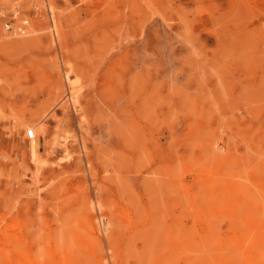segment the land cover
Masks as SVG:
<instances>
[{
    "label": "rangeland",
    "instance_id": "rangeland-1",
    "mask_svg": "<svg viewBox=\"0 0 264 264\" xmlns=\"http://www.w3.org/2000/svg\"><path fill=\"white\" fill-rule=\"evenodd\" d=\"M6 1L0 264H264V0Z\"/></svg>",
    "mask_w": 264,
    "mask_h": 264
},
{
    "label": "bare ground",
    "instance_id": "bare-ground-1",
    "mask_svg": "<svg viewBox=\"0 0 264 264\" xmlns=\"http://www.w3.org/2000/svg\"><path fill=\"white\" fill-rule=\"evenodd\" d=\"M4 4H6L8 7L12 8V9H16V8H18V7L20 6V4H19L18 2H16L15 0H9V1H6V2H4ZM34 7H35V6H34ZM48 9L51 11L52 14H54V9H55V8H53V7L51 6V7H49ZM34 10H35V9H34ZM15 12H16V10H15ZM37 17H38V16H37ZM26 21H27V20H26ZM52 24H53V27H52L53 31H56L58 26H57V22H54V17H53V23H52ZM27 27H28V26H27ZM21 31H22V33H21L20 35H24V34H25L26 36H25V37H22L21 41H20V40H19V41H13V44H15V45H19L20 43L26 41V39L31 38V37L36 33V30L34 29L33 26L30 27V29L28 30V32H27V31L25 32L24 29H21ZM18 35H19V34H18ZM57 37H58V36H57ZM35 39H36V38H35ZM26 43H27V42H26ZM27 46H28V45H27ZM17 48H18V47H17ZM69 57H70V56H69ZM67 78H68V77H67ZM68 80H69V79H68ZM69 81H70V80H69ZM71 99H72V100H76L75 103H76V105L78 104V99H77L76 96H74V97L71 98ZM75 103H74V105H75ZM74 105H73V106H74ZM76 105H75V106H76ZM75 106H74V107H75ZM20 118H21V117H20ZM22 120H23V119H22ZM16 123H17V122H16ZM15 125H16V124H15ZM128 125H129V124H128ZM17 126H18V125H17ZM17 126H16V129H17ZM21 126L27 128V133L30 132V131H35V133H36V138L33 139V140L31 141V143H30V151H31V153H32V156H33V158H34V161L37 162V161L39 160V151H40V146H41V142H40V141H41V136H42V135H47V134H48V129L45 128V127L39 129V128L35 127V126L28 125V123H27L26 121H23V122L21 123ZM18 128H19V127H18ZM131 128H132V127H131ZM131 128H130V129H131ZM121 129H122V128H121ZM121 129H120V130H121ZM120 130H118V133H119V132H120V133L122 132V131H120ZM15 132H16V131H15ZM20 132H22V131H20ZM128 132H129V131H128ZM123 133H124V132H123ZM130 133H131V132H130ZM11 134H12V133H11ZM18 134H19V133H18ZM125 134H126V133H125ZM20 135H21V134H20ZM127 137H129V136H127ZM127 137H126V138H127ZM128 139H129V138H128ZM128 139H127V141H128ZM66 143H67V142H66ZM48 144H49V143H48ZM50 147H51V146H50ZM51 149H52V148H51ZM119 153H120V152H119ZM32 162H33V161H32ZM33 163H34V162H33ZM34 164H36V163H34ZM37 167H38V166H37ZM176 178H177V177H176ZM52 183H53V182H52ZM166 184H167V183H166ZM182 185H183V184H182ZM166 186H168V185H166ZM166 186H164V187H166ZM168 187H169V186H168ZM170 188H172V187H170ZM170 188H168V189H170ZM181 188H182V186H181ZM166 189H167V187H166ZM162 190H163V189H162ZM174 190H175V189L172 190V193L176 191V190H175V191H174ZM169 191H170V190H168L167 192H169ZM170 192H171V191H170ZM170 192H169L168 194H169L170 196H173ZM168 194H167V196H168ZM200 195H201V194H200ZM200 195H199V198H201ZM205 195H207V194H205ZM184 196H185V195H184ZM187 196H188V195H187ZM187 196H186V197H187ZM207 196H208V195H207ZM178 197H180V196H178ZM186 197H185V198H186ZM250 197H251V196H250ZM174 198H175V197H174ZM188 198H189V197L186 198L187 200H184V199H183V201H185V203H186V201L189 200ZM204 198H205V197H203V195H202V200H203V201H204ZM223 198H224V200H226L225 197H223ZM233 198H234V197H233ZM179 199H180V198H179ZM215 199H216V198H215ZM230 199H231V198H230ZM163 200H164V199H163ZM174 200H175V199H174ZM197 200H199V199H197ZM208 200H209V199H208ZM224 200H222V201H224ZM233 200H234V199H233ZM251 200H252V198H251ZM253 200H254V199H253ZM256 201H257V200H256ZM160 202H161V200H160ZM160 202L158 201L157 203L159 204ZM207 202H208V201H207ZM217 202H218V201H217ZM253 202H254V201H253ZM86 203H87V202H86ZM86 203H85V204H86ZM161 203H163V202H161ZM164 203H165V201H164ZM187 203H188V202H187ZM200 203H201V201H200ZM209 203H210V202H209ZM158 204H156V205H158ZM165 204H167V203H165ZM204 204H205V203H204ZM207 204H208V203H207ZM223 204H224V203H223ZM156 205H155V207H157ZM160 205H161V204H160ZM163 205H164V204H163ZM202 205H203V202H202V204H200L199 206L202 207ZM241 205H242V204H241ZM245 205H246V204H245ZM245 205H243V206H245ZM84 206H85V205H84ZM84 206H83V207H84ZM153 206H154V205L149 206V207H152V208H153ZM158 206H159V205H158ZM186 207H187V206H186ZM77 208L79 209V207H77ZM80 208H81V207H80ZM184 208H185V207H184ZM203 208H204V207H203ZM256 208H257V207H256ZM153 209H154V208H153ZM156 209H157V208H156ZM159 209H161V207H160ZM164 209H165V208H164ZM166 209L168 210L167 207H166ZM87 210H88V208H87ZM90 210H91V209H90ZM197 210H198V209H197ZM76 211H78V210H76ZM164 212H165V211H164ZM164 212H163V216L161 215V219H160V220H159L160 217H159V218L157 217V218H158L157 220H158L159 222H158V221H156V222H158V224H159V223H160V224H159V225H158L157 223H156V224H157V226H159V227H161V226L163 227V224L161 225L162 222H160V221L162 220V217H164ZM208 212H209V211H208ZM142 213H143V211H142ZM184 213L186 214V208H185V212H184ZM196 213H197V211H196ZM165 214H166V212H165ZM167 214H168V213H167ZM240 214H241V212H240ZM261 214H262V213H261ZM259 216H260V215H259ZM143 217H145V216L143 215ZM166 217L168 218V215L165 216V218H166ZM169 217H170V216H169ZM165 218H164V219H165ZM227 218H228V217H227ZM4 219H5V218H4ZM169 219H170V218H169ZM169 219H168V220H169ZM1 220H2V219H1ZM16 220H17V219H16ZM168 220H167V221H168ZM195 220H196V217H195ZM260 220H261V219H260ZM5 221H6V219H5ZM13 221H14V220H13ZM154 221H155V220H154ZM15 222H16V221H15ZM163 222H164V221H163ZM165 222H166V221H165ZM214 222H215V221H214ZM263 222H264V221H263ZM23 223H26V222H23ZM89 223H90V222H89ZM103 223H104V222H103ZM176 223H177V222H176ZM68 224H69V223H68ZM117 224L119 225V223H117ZM154 224H155V223H154ZM156 224H155V225H156ZM210 224H211V223H210ZM5 225H6V224H5ZM16 225H18V224H16ZM109 225H110V224H109ZM127 225H128V224H127ZM155 225H154V226H155ZM263 225H264V224H263ZM2 226H3V225H2ZM99 226H100V225H99ZM179 226H180V225H179ZM214 226L216 227V225H214ZM17 227H18V226H17ZM109 227H110V226H109ZM111 227H112V226H111ZM116 227H117V226H116ZM152 227H153V225H152ZM159 227H158L157 229L160 231L161 229H159ZM164 227H165V226H164ZM176 227H177V226H176ZM176 227H175V228H176ZM89 228H90V227H89ZM150 228H151V227H150ZM180 228H182V227L180 226ZM220 228H221V227H220ZM164 229H165V231H166V228H164ZM164 229H162V230H164ZM176 229H177V228H176ZM151 230L153 231L154 228H153V229L151 228ZM151 230H150V231H151ZM158 230H155V232L158 231ZM178 231H180V230L178 229ZM161 232H163L164 235L166 234L164 231H161ZM161 232H160V233H161ZM180 232H181V231H180ZM194 232H196V231H194ZM61 233H62V232H61ZM69 233H70V232H69ZM107 233H109V232H107ZM151 233H152V232H151ZM153 233H154V232H153ZM158 233H159V232H158ZM160 233H159L158 235H161ZM163 233H162V234H163ZM140 234H141V233H140ZM140 234H139V235H140ZM167 234H169L168 231H167ZM175 234H176V233H175ZM61 235H63V234H61ZM137 235H138V234H137ZM153 235H154V234H153ZM178 235H180L179 232H178ZM228 235H229V234H228ZM251 235H252V234H251ZM63 236H64V235H63ZM154 236L156 237V235H154ZM162 236H163V235H161V238H162ZM213 236H214V235H213ZM60 237H61V236H60ZM88 237H89V235L87 236V239H88ZM140 237H141V235H140ZM158 237H159V236H158ZM164 237H166V235H165ZM168 237H169V236H168ZM177 237H178V238H177ZM85 238H86V237H85ZM90 238H91V236L89 237V239H90ZM132 238H133V237H132ZM176 238L179 239V236H177V234H176ZM62 239H63V238H62ZM83 239H84V238H83ZM83 239H82V240H83ZM154 239H156V238H154ZM162 239H164V238H162ZM162 239H161V240H162ZM219 239H220V238H219ZM239 239H240V238H239ZM151 240L153 241V239H151ZM151 240H150V241H151ZM65 241H66V240H65ZM65 241H64V242H65ZM148 241H149V240H148ZM152 241H151V242H152ZM155 241H157V239H156ZM155 241H153V245H154ZM158 241L160 242V238H159ZM228 241H229V240H228ZM60 242L63 243V240H61ZM159 242H157V243H159ZM161 242H163V241H161ZM215 242H216V241H215ZM25 243H26V242H25ZM68 243H69V242H68ZM229 243H230V242H229ZM165 244H166V243H165ZM212 244H216V243H212ZM247 244H249V242H248ZM61 245H62V244H61ZM151 245H152V244H151ZM166 245H167V244H166ZM217 245H218V244H217ZM226 245H227V244H226ZM156 246H157V245H156ZM162 246H163V245H162ZM203 246H204V245H203ZM214 246H215V245H213V246H211V247H214ZM30 247H31V246H30ZM62 247H63V246H62ZM164 247H165V246H164ZM164 247H163V248H164ZM197 247H198V246H197ZM201 247H202V246H201ZM201 247H200L199 249H201ZM208 247H210V246H208ZM215 247H216V246H215ZM215 247L213 248V250H211V249H210V250H211V251H216V250H215ZM67 248H68V244H67ZM150 248H151V247H150ZM155 248H156V247H155ZM158 248H159V247H158ZM160 248L162 249V247H160ZM217 248H218V247H217ZM217 248H216V249H217ZM229 248H231V247H229ZM244 248H245V246H244ZM59 249H60V248H59ZM62 249H63V248H62ZM152 249H153V246H152ZM165 249H166V248H165ZM165 249H163V250H165ZM188 249H189V248H188ZM199 249H198V250H199ZM203 249H204V248H203ZM245 249H246V248H245ZM28 250H29V248H28ZM146 250H147V249H146ZM208 250H209V248L207 249V251H208ZM210 250L208 251V253H210ZM217 250H218V249H217ZM228 250H229V249H228ZM230 250H232V248H231ZM68 251H69V249H68ZM148 251H150V249H149ZM156 251L159 252L158 249H156ZM166 251H167V250H166ZM181 251H182V250H181ZM188 251H190V250H188ZM199 251H200V250H199ZM203 251H204V250H203ZM207 251H205V252H207ZM224 251H226V250L224 249ZM58 252H59V251H58ZM154 252H155V251H154ZM157 252H156V253H157ZM200 252H201V253H199V254H201V256H202V255H203V256L206 255L205 253L203 254L202 251H200ZM110 253H111V252H110ZM149 253H150V252H149ZM156 253H155V254H156ZM163 253H164V252H163ZM187 253H188V252H187ZM189 253H190V252H189ZM195 253H197V252L195 251ZM212 253H213V252H212ZM212 253H211V254H212ZM217 253H218V251H217ZM229 253H230V251H229ZM234 253H235V252H234ZM44 254H45V253H44ZM155 254H154V255H155ZM215 254H216V253H215ZM225 254H227V251L225 252ZM151 255H152V254H151ZM151 255H150V256H151ZM216 255H217V254H216ZM216 255H215V256H216ZM223 255H224V254H223ZM236 255H237V254H235V256H236ZM242 255H243V254H242ZM262 255H263V254H262ZM155 256L158 257V254H156ZM183 256H184V255H183ZM218 256H219V255H218ZM226 256H227V255H226ZM230 256H231V255H230ZM230 256L228 255V258H229ZM235 256H234V257H235ZM240 256H241V255H240ZM240 256L235 257V258H241ZM152 257H153V256H152ZM197 257H198V256H197ZM208 257H209V256L207 255V258H208ZM213 257H214V255H213ZM213 257H211V258H213ZM234 257H233V258H234ZM243 257H244V256H243ZM243 257H242V258H243ZM60 258H61V257H60ZM198 258H199V257H198ZM207 258H206V259H207ZM224 258H225V255H224ZM242 258H241V259H242ZM41 259H42V258H40V260H41ZM71 259L73 260V258H71ZM221 259H223V258H221ZM226 259H227V258H226ZM146 260H147V259H146ZM167 260H168V259H167ZM17 261H18V260H17ZM42 261H43V259H42ZM42 261H41V262H42ZM144 261H145V260H144ZM165 261H166V260H165ZM195 261H196V260H195ZM195 261H194V262H195ZM233 261H234V260H233ZM58 262H59V261H58ZM204 262H205V261H204ZM206 262H207V261H206ZM210 262L212 263V260L209 261V263H210ZM236 262H237V261H236ZM59 263H60V262H59ZM176 263H177V262H176ZM140 264H141V263H140ZM158 264H159V263H158ZM161 264H162V263H161ZM165 264H166V263H165ZM171 264H173V263H171ZM198 264H199V263H198Z\"/></svg>",
    "mask_w": 264,
    "mask_h": 264
},
{
    "label": "built area",
    "instance_id": "built-area-1",
    "mask_svg": "<svg viewBox=\"0 0 264 264\" xmlns=\"http://www.w3.org/2000/svg\"><path fill=\"white\" fill-rule=\"evenodd\" d=\"M11 29V28H10ZM22 28L19 29V32L22 33L21 31ZM27 137L29 140H33L36 138V134H35V131H30L27 133Z\"/></svg>",
    "mask_w": 264,
    "mask_h": 264
}]
</instances>
